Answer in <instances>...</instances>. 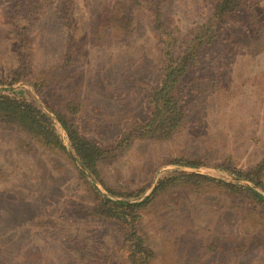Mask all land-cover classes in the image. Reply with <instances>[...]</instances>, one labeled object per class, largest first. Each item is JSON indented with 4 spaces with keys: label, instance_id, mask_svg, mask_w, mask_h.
I'll use <instances>...</instances> for the list:
<instances>
[{
    "label": "rangeland",
    "instance_id": "1",
    "mask_svg": "<svg viewBox=\"0 0 264 264\" xmlns=\"http://www.w3.org/2000/svg\"><path fill=\"white\" fill-rule=\"evenodd\" d=\"M115 1L50 0L38 13L28 31L33 70L44 74L55 59L71 54L69 82L57 86L48 77L40 93L23 80L0 83L1 92L22 89L47 112L73 164L49 149L41 152L35 141L0 124V264H126L117 223L88 214L97 201L91 186L105 198L127 202L143 200L158 179L177 171L252 186L219 166L247 170L264 148V0H253L248 29L241 16L229 38L210 48L208 60L193 69V82L202 83L207 74L226 87L189 95L180 133L165 142L138 140L105 157L106 181L122 189L144 188L142 194H111L74 163L67 135L43 100L62 108L69 95L84 99L69 117L85 136L109 145L127 121L144 118L148 92L159 78L157 34L145 8L125 0L134 21L128 36L96 34L101 14ZM207 11V0L162 4L164 20L179 33ZM17 42L0 13V79L18 64ZM245 133L252 140H244ZM21 139L28 146L20 145ZM180 156L202 157L204 163L165 162ZM236 191L211 184L155 196L140 212V225L156 252L153 264H264V206L249 205Z\"/></svg>",
    "mask_w": 264,
    "mask_h": 264
},
{
    "label": "trees",
    "instance_id": "2",
    "mask_svg": "<svg viewBox=\"0 0 264 264\" xmlns=\"http://www.w3.org/2000/svg\"><path fill=\"white\" fill-rule=\"evenodd\" d=\"M5 1L7 4H1L0 13L17 36L18 64L4 79H0V83L10 84L23 80L40 93L45 88V81L48 77L57 86L69 82L71 71L68 67L71 54L55 59L48 70L46 69L48 72L44 70L46 71L44 74L34 72L29 55L28 31L37 19L38 13L48 5L50 0ZM129 1L133 8L147 10L157 34L156 45L161 56L159 78L148 92L144 118L140 121H127L115 139L109 145H104L85 136L69 117L70 114L74 115L80 111L84 99L69 95L63 100L62 108L43 100L45 107L53 112L62 125L79 163L105 190L121 197H137L144 192V188L122 189L112 186L111 182L109 184L103 169L105 157L111 150L128 148L138 140L165 142L173 139L187 124L188 108L186 107L189 95L212 93L216 89L226 87L220 85L221 82L216 79L210 81L207 74L202 76L206 79L203 80L204 82H193L194 74L197 72L193 69L208 60L210 48L229 38L234 25H238L241 21L239 20L241 16L246 21L244 29H248L254 21L251 8L255 6L253 0H207V14L199 20L192 21L183 33H179L171 22L163 18L164 0ZM133 25V15L129 12V4L125 0H116L109 10L101 14L96 34L100 37L107 32H112L128 36L132 32ZM250 30L256 31L254 27ZM213 59L215 61L217 57ZM209 62L212 61L209 60ZM0 124L12 127L35 141L41 152L49 149L48 151L62 155L72 164L54 132L51 117L43 108L28 101L22 89H16L11 93L0 91ZM242 137L244 140H249V138L252 140V136L248 133ZM19 144L28 146V142L22 139ZM28 148L31 149L32 145ZM165 162L183 166H197L204 163L202 157L190 158L188 156L169 158ZM219 167L230 170L264 191V148L259 160L247 170L235 171L224 165ZM78 172L80 177L85 179L84 174L79 170ZM235 183L200 173L177 171L158 179L152 192L139 202L111 200L103 197L91 186V191L96 195L97 201L89 208L88 214L117 223L121 245L125 251L126 264H153L156 252L147 233L140 225V212L155 196L167 194L170 190L181 186L205 187L211 184H221L235 193L237 189L241 190L240 193L249 200V205L264 206V195L256 188L247 184Z\"/></svg>",
    "mask_w": 264,
    "mask_h": 264
},
{
    "label": "water",
    "instance_id": "3",
    "mask_svg": "<svg viewBox=\"0 0 264 264\" xmlns=\"http://www.w3.org/2000/svg\"><path fill=\"white\" fill-rule=\"evenodd\" d=\"M73 161H74V163L81 169V170H83L85 173H86V171H85V169L81 166V164H79L78 162H77V160L75 159V158H73ZM87 174V173H86ZM234 177V176H233ZM235 179H238L237 177H234ZM252 185V184H251ZM252 187H254V188H256L261 194H263L264 195V191H262L260 188H258V187H255L254 185H252ZM144 196V195H143ZM142 196V197H143Z\"/></svg>",
    "mask_w": 264,
    "mask_h": 264
}]
</instances>
